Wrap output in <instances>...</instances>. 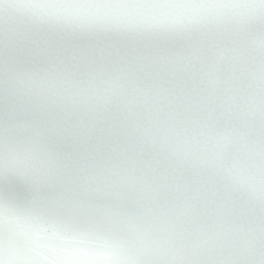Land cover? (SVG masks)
Segmentation results:
<instances>
[{
    "label": "snow or ice",
    "instance_id": "6c2138e0",
    "mask_svg": "<svg viewBox=\"0 0 264 264\" xmlns=\"http://www.w3.org/2000/svg\"><path fill=\"white\" fill-rule=\"evenodd\" d=\"M0 264H264V0H0Z\"/></svg>",
    "mask_w": 264,
    "mask_h": 264
}]
</instances>
